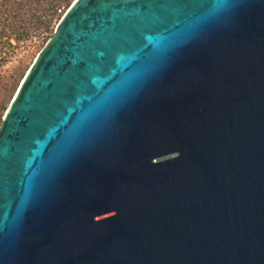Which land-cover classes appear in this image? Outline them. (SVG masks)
<instances>
[{
    "label": "water",
    "instance_id": "1",
    "mask_svg": "<svg viewBox=\"0 0 264 264\" xmlns=\"http://www.w3.org/2000/svg\"><path fill=\"white\" fill-rule=\"evenodd\" d=\"M155 2L74 0L21 81L0 264H264V0Z\"/></svg>",
    "mask_w": 264,
    "mask_h": 264
},
{
    "label": "trees",
    "instance_id": "2",
    "mask_svg": "<svg viewBox=\"0 0 264 264\" xmlns=\"http://www.w3.org/2000/svg\"><path fill=\"white\" fill-rule=\"evenodd\" d=\"M74 0H0V125L12 97L24 77L18 67L10 83L5 82L1 68L9 61L20 42L33 35L42 38L44 45L53 36L62 15Z\"/></svg>",
    "mask_w": 264,
    "mask_h": 264
},
{
    "label": "rangeland",
    "instance_id": "3",
    "mask_svg": "<svg viewBox=\"0 0 264 264\" xmlns=\"http://www.w3.org/2000/svg\"><path fill=\"white\" fill-rule=\"evenodd\" d=\"M55 28H56V26H55ZM54 32H55V29H54ZM42 42L43 41H42V38L40 36L33 35L30 39L23 41V42H20L17 45V48L14 49L13 53L11 54L9 61L1 68L2 74L5 77L6 83H10V81H12V79L14 77L13 74L15 73V71L17 72L18 67H21L25 72L24 76L26 75L27 71L33 65L36 57L38 56V54L40 53V51L43 49V47L45 45V44L43 45ZM21 81H20V83H21ZM20 83H19V85H20ZM17 89H15L13 91L14 95H15ZM14 95H13V97H14ZM2 97H3V93L1 92L0 93V99ZM3 116H4V114H3ZM3 116H2V118H3ZM1 121H2V119H1Z\"/></svg>",
    "mask_w": 264,
    "mask_h": 264
},
{
    "label": "snow or ice",
    "instance_id": "4",
    "mask_svg": "<svg viewBox=\"0 0 264 264\" xmlns=\"http://www.w3.org/2000/svg\"><path fill=\"white\" fill-rule=\"evenodd\" d=\"M198 2L202 3L203 0H158V2L150 4L149 7H159V8H164V9H172L175 12H177V11H180L182 8L187 9L191 6H194ZM224 2L226 3L227 0H224ZM141 6H143V5H141ZM167 22L168 21H160L155 26H166ZM137 30L140 31L141 35H143L142 27H138ZM181 37L182 38H189V34L188 33H181ZM145 39H147L149 42H151V37H145ZM171 46H175V45H171ZM101 55H104V54L102 53ZM83 57H84L83 58L84 67L82 68V71L86 73L88 70H90V60H89V57L87 55H85ZM121 59H124V58L121 57ZM0 168H2V165H0Z\"/></svg>",
    "mask_w": 264,
    "mask_h": 264
}]
</instances>
